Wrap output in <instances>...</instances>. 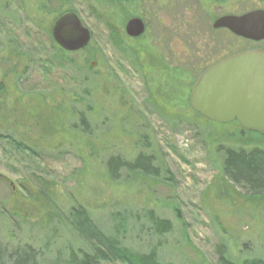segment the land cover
<instances>
[{
  "label": "rangeland",
  "instance_id": "1",
  "mask_svg": "<svg viewBox=\"0 0 264 264\" xmlns=\"http://www.w3.org/2000/svg\"><path fill=\"white\" fill-rule=\"evenodd\" d=\"M148 3L0 0L3 251L32 246L46 264H69V255L79 250L92 253L95 243L69 224L73 207L82 206L106 236L120 227L123 245L143 255L158 249L164 264H222L221 254L237 261L264 258V198L243 195L252 193L249 186L235 187L222 172L224 146L264 148V136L238 122L218 124L194 112L190 97L201 70L187 63L191 55L198 64L199 55L204 63L210 56L264 48V42L213 31L214 14L264 9V0H226L217 10L204 1L209 16L200 18H194L199 9L184 0L159 8L172 28L171 69L164 48H157L159 30L135 40L125 35L129 18L149 9ZM69 11L78 14L93 39L69 56V66L59 68L48 63L56 45L51 30ZM185 19L193 28L183 27ZM84 86L91 90L84 103L99 124L90 137L70 125L80 101L75 94ZM147 146L171 175L111 180L110 156L131 159ZM146 209L173 222V231L162 239L148 235L141 223ZM126 220L139 223L116 226Z\"/></svg>",
  "mask_w": 264,
  "mask_h": 264
},
{
  "label": "trees",
  "instance_id": "2",
  "mask_svg": "<svg viewBox=\"0 0 264 264\" xmlns=\"http://www.w3.org/2000/svg\"><path fill=\"white\" fill-rule=\"evenodd\" d=\"M51 41L54 45L56 44L53 39ZM53 48L54 53L49 57L51 61L48 63L59 68L69 66L67 60L73 54L64 51L57 44ZM79 89H81V92L75 94V96L80 101H78L79 104L75 103L73 107L75 117L70 121V125L72 129L90 137L95 133L94 127H99V124L92 122L95 120L90 115V105L84 103L89 100L90 87L84 86L79 87ZM1 137L0 134V139ZM145 148L146 150H139L131 159L121 155L110 156L107 161V168L111 180L120 182L122 178H132L134 175L159 180L162 176L171 175L170 170L159 162L156 153L151 151L148 146ZM222 172L235 187L240 182H245L249 186L252 193L243 195L255 199L264 198V148L262 146L239 145L237 148H226L224 146ZM144 215L141 223L148 226V235L152 234V236L162 239L173 231V222L160 217L154 209H146ZM137 223L126 220L120 221L116 226H134L138 225ZM69 224L73 226L78 236L83 240L95 243L92 253L79 250L78 254H70L67 260L69 264H97V262L106 260H121L125 264H164L159 258L158 249L153 250L150 254L143 255L134 253L123 245V240L120 237L121 232H119L120 227L114 228L113 233L106 236L105 232L98 228L88 210L82 206L73 207L70 212ZM23 254L24 257L20 258ZM40 258L38 252L32 246H26L25 249L18 248L15 252L10 253L7 250L3 251L2 246H0V264H46L43 258ZM220 260L222 264H264V258L261 257L237 261L221 254Z\"/></svg>",
  "mask_w": 264,
  "mask_h": 264
},
{
  "label": "water",
  "instance_id": "3",
  "mask_svg": "<svg viewBox=\"0 0 264 264\" xmlns=\"http://www.w3.org/2000/svg\"><path fill=\"white\" fill-rule=\"evenodd\" d=\"M214 28L228 29L239 38L261 42L264 40V10L221 17ZM126 30L129 36L139 37L145 26L134 19ZM51 33L55 43L69 53L85 49L92 41L91 31L76 12L59 17ZM190 105L194 112L211 122H238L244 130L264 136V49L230 54L207 68L193 87Z\"/></svg>",
  "mask_w": 264,
  "mask_h": 264
},
{
  "label": "flooded vegetation",
  "instance_id": "4",
  "mask_svg": "<svg viewBox=\"0 0 264 264\" xmlns=\"http://www.w3.org/2000/svg\"><path fill=\"white\" fill-rule=\"evenodd\" d=\"M108 1H110V2L112 1V2L120 3V4H122V3L125 4V3L135 2V1L137 2L138 0H108ZM144 1L146 2V0H144ZM148 1H150V3H151V4L148 3L149 4L148 6L150 7L149 9L146 8L142 12V14L140 13V15H135V16L129 18V20L127 21L126 25L124 26L125 35L128 38L135 40V39H140L142 36H144L148 30H153V28L155 29V31H158L159 30L158 31V38H157L158 39V46H157V48H160V49H163L164 48L163 50L165 51V55H166V56L164 55V59H165L164 61H165L166 65L168 66V68L171 69L172 60H171L170 57H171V55L173 53V48H172V36H170V34L172 33V28H171V24L170 23L169 24L166 23V21L168 19L165 20V19L160 18L158 10H159V8L161 9L162 7L169 8L170 6H172L173 5V0H165L166 3H170L171 5L170 4H163L162 5V3H160L158 0H156V1L154 0V3L153 4H152L151 0H148ZM184 1L188 5H193L194 4V6H196L195 8H198L199 9V11L201 12V14L199 13V15L194 16V18H196V17H199V16L201 17L202 13H204L205 15H208L209 16V14H208L209 12L204 9V6H203V2L204 1L205 2H212L213 5H214V7H215V9L217 10V3L225 2L226 0H184ZM157 6H159V7H157ZM187 9H189V7H187ZM257 10H264V9H261L260 8V9H257ZM253 11H256V10H253ZM69 12H72V11H69ZM249 12H252V10L251 11H247V12H245L243 14H236V13L229 12L228 14H224V15L218 16V17H217V15L214 14V17H213V19H214V22H213V31H217V29L214 28V24L216 23L217 19H219L221 17H224V16H230V15H233V16H241V15H244V14L249 13ZM148 18L149 19L150 18L152 19L153 25L150 24ZM134 19H138V20L142 21L143 24H144V26H145L144 33L141 36H139V37H131V36H129L127 34V30H126L127 25H128V23L130 21H132ZM161 24H164V27H162ZM182 24H183V27L187 26V29L190 28V27H192L190 25V23H189V20H186V19H185V21L182 22ZM107 28L110 30V28L108 26H107ZM164 30H165V34H164ZM218 30H222V31H225V32H230L228 29H218ZM91 34H92V32H91ZM92 39H93V34H92ZM261 42H264V40L261 41ZM261 42H255V43H261ZM253 49H255V48H253ZM259 49H264V48H259ZM189 55H191V53ZM195 56L196 55H191L190 56V59L191 60L189 62H187V63L188 64H191L193 66L194 70H196V71L197 70H201L200 75L207 68H209L214 63H216L219 59H221V58L217 59V57H214L213 60H212L211 59L212 57L210 56L208 58V61H205L203 63V59L204 58H201V56L199 55L198 58L200 59V62H198V64H197V62H195V59L197 58V56L196 57ZM200 75H199V77H200Z\"/></svg>",
  "mask_w": 264,
  "mask_h": 264
}]
</instances>
